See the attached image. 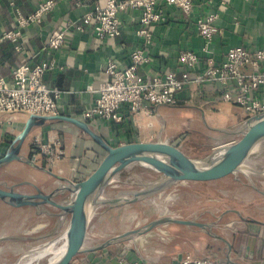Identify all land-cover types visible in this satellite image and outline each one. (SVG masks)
<instances>
[{"label": "crops", "instance_id": "obj_1", "mask_svg": "<svg viewBox=\"0 0 264 264\" xmlns=\"http://www.w3.org/2000/svg\"><path fill=\"white\" fill-rule=\"evenodd\" d=\"M42 1L45 0H0V85L10 86L13 70L25 61H54L56 66L47 71L45 81L49 86L58 87L62 91L58 101L61 112L74 117L82 118L83 110L95 103L100 87L110 78L106 71L108 63L114 61L119 68H126L131 62V53L136 48L144 49L150 58L148 63L139 68V73L145 78L171 71L180 72L179 55L184 50L194 51L202 57L196 71H204L205 41L196 24L195 18L198 16L204 17L209 13L217 15L215 22L220 33L210 44L208 55L214 56L218 62L225 58L227 50L233 46L243 45L251 50L264 47V0H194L196 6L190 15L174 5L163 4L162 19L152 25L149 44L146 43V37L138 33L141 28L140 9H121V33L116 37L99 38L92 25H86L82 30L76 27L89 11L98 5H105L108 0H57L54 9L41 22L22 27L16 40L4 37L6 33L19 29V17L31 15ZM63 29H67L65 43L59 48L49 47L48 41L52 34ZM220 89L221 85L217 83L193 82L177 94L176 105L147 104L146 111L140 115L126 112L124 122L117 127L100 119L90 124L112 145L158 140L162 123L168 128L172 123L173 110L180 106L197 109L204 115L208 105L217 110L222 109L221 105H228L229 109L237 113L230 121L240 124L248 114L241 106L223 101ZM259 97L264 100V87L259 91ZM160 107H165V112H160ZM29 116L0 112V157L9 151ZM37 135L45 139H61L64 155L53 167L54 173L72 181L88 177L103 156L102 148L86 133L61 120H50L34 127L21 146L22 156L34 159L32 143ZM169 138L165 137V140L171 141ZM35 162L44 167L39 157ZM13 163L20 164L27 170L29 179L26 183L40 187L45 193L51 192L61 183L59 180L55 187L46 190L40 186V180L50 178L48 171L19 160L7 164L12 166ZM150 171L157 174V178L160 177V174ZM0 205L15 214L28 210L38 214L37 210L33 212L35 207L31 206L14 207L2 200ZM231 210L234 209L227 210L224 215ZM16 219L13 217L11 223L17 222ZM249 222L256 229H253L254 232L243 230L240 239L232 241V258L235 263L226 259L230 264H264V246L256 239L264 230V220L253 218ZM92 227L97 228L96 224L92 226L90 223L88 233ZM118 253L119 251H98L94 264H119L116 258Z\"/></svg>", "mask_w": 264, "mask_h": 264}, {"label": "rangeland", "instance_id": "obj_2", "mask_svg": "<svg viewBox=\"0 0 264 264\" xmlns=\"http://www.w3.org/2000/svg\"><path fill=\"white\" fill-rule=\"evenodd\" d=\"M208 106L204 115L197 109L185 106L174 109L170 126L166 128L165 123H162L160 138H169L168 135L173 133L169 142L182 148L183 152L192 158L206 157L217 145L238 140L241 135L231 131L240 124L230 121L232 116L237 114L236 111L229 109L228 105H221V110H217L212 105ZM159 111L165 112V107H160ZM43 164L46 169L50 168L49 170L54 173L53 167ZM246 166L264 172V150L251 155ZM157 177V174L147 168L130 167L122 171L116 181L107 186L103 196L111 198L119 195L120 192L141 189L144 184L154 181ZM27 179H29L28 172L20 164L13 163L12 166L6 164L0 167V183L4 186L14 185L22 192L35 193V187L26 183ZM58 181L59 179L51 174L46 181L40 180V186L51 190ZM261 190L264 191V175L250 173L247 176L237 172L213 181L179 182L134 203L114 208L101 206L91 221V225L96 224L97 228L92 227L88 233L87 244L102 243L108 238L146 225L163 215L196 219L200 222H216L213 230L232 244V241L240 239L243 230L256 229V226L249 222L250 219L264 220V194ZM67 195L66 193L58 198H66ZM45 208L57 211L51 205H45ZM230 209L239 210L241 216L249 220L242 219L234 210L224 215ZM35 211L36 209L33 210ZM221 215L223 216L219 219ZM13 217L17 218V222L11 223ZM56 221V216L45 212L36 214L28 210L15 214L14 211H9L0 205V264H16L30 250L61 238L67 221L53 235L38 239L29 238L48 234ZM258 236L263 237L264 230ZM4 237L12 238L2 239ZM63 241L64 239H59L57 246ZM129 248L135 254L141 255L146 264H172L180 255L186 253L227 259L226 244L222 240L212 237L197 226L175 223L158 226L146 234L119 241L99 251L115 252ZM96 252L81 253L72 260L71 264H91L93 253ZM49 258L45 257L31 264H48Z\"/></svg>", "mask_w": 264, "mask_h": 264}, {"label": "built area", "instance_id": "obj_3", "mask_svg": "<svg viewBox=\"0 0 264 264\" xmlns=\"http://www.w3.org/2000/svg\"><path fill=\"white\" fill-rule=\"evenodd\" d=\"M56 3L57 0L42 1L31 15L19 17V29L6 33L4 37L16 40L22 27L41 22L54 9ZM163 4L174 5L189 15L196 6L194 0H108L105 5H98L89 11L76 29L82 30L84 26L92 25L99 38L116 37L121 33L119 11L137 8L141 10V28L138 33L144 35L146 43L149 44L152 25L162 19ZM216 18L215 13L195 18L205 41L204 71H196L202 57L194 51L184 50L179 55L180 72L171 71L145 78L139 73V68L148 63L150 58L144 49L136 48L131 53V62L126 68H119L114 61L108 63L106 71L110 78L100 87L95 103L83 110L82 119L89 123L100 119L119 124L124 122L126 112L140 115L146 111L147 104L176 105L177 94L193 82H213L221 85V99L241 106L248 117L263 112L264 100L259 97V91L264 87V47L251 50L243 45L233 46L227 50L225 58L218 62L214 56L208 55L210 44L220 33ZM66 35L67 29L52 34L48 41L49 47H61L65 43ZM55 66L54 61L41 60L33 63L25 61L16 67L12 72L11 85H0V112L40 116L63 114L58 104L62 91L58 87L49 86L45 81L47 71ZM32 150L35 159L39 157L47 167H55L64 155L61 139H45L40 135L33 138ZM116 258L119 264H146L143 257L130 248L119 251ZM174 264L228 262L186 253L180 255Z\"/></svg>", "mask_w": 264, "mask_h": 264}, {"label": "water", "instance_id": "obj_4", "mask_svg": "<svg viewBox=\"0 0 264 264\" xmlns=\"http://www.w3.org/2000/svg\"><path fill=\"white\" fill-rule=\"evenodd\" d=\"M50 120H61L73 124L105 150L106 153L96 169L85 179L77 182L72 181L38 165L35 162V157L34 159H29L20 154L21 146L32 129L36 126L44 125ZM231 132L240 134L241 137L238 140H231L230 142L217 145L206 157L192 158L185 154L179 146L173 145L162 138L156 141L128 142L115 146L109 143L88 121L82 118L66 114L30 115L24 129L17 135L9 151L0 157V167L13 160L23 161L48 171L58 178L61 183L49 193H45L36 185L35 193H23L14 185L4 186L0 183V200L14 207H35L38 213L45 212L58 218L53 229L48 234L29 238L38 239L53 235L67 221L61 238L48 242L65 238L67 242L66 250L60 258L54 261L49 260L48 264H71L72 260L81 253L99 251L119 241L146 234L158 226L173 223L197 226L212 237L222 240L226 244L227 261L235 263L232 258L231 243L224 236L213 230L216 222H200L196 219H182L170 215L160 216L146 225L127 230L106 239L102 243L87 244L90 223L97 209L101 206L114 208L134 203L183 181H213L237 172H242L247 176L250 173L264 175V172H259L246 166V162L251 155L264 150V111L247 117L240 123L239 127ZM136 165L150 169L160 174V177L144 184L141 189L124 191L114 197L105 198L103 194L107 186L116 181L117 176L122 171ZM253 186L257 188L256 185L253 184ZM261 192L264 194L263 190ZM66 193L68 194L66 198H58ZM45 205H51L57 211L48 210ZM235 211L241 216L239 210ZM222 216H219V219ZM6 238L12 237H4L2 239Z\"/></svg>", "mask_w": 264, "mask_h": 264}, {"label": "bare ground", "instance_id": "obj_5", "mask_svg": "<svg viewBox=\"0 0 264 264\" xmlns=\"http://www.w3.org/2000/svg\"><path fill=\"white\" fill-rule=\"evenodd\" d=\"M57 244L58 241H53V243H48L33 249L31 252H28L18 264H31L32 262L41 260L45 257H50L49 259L52 261L60 258L67 247L66 239L64 238V241L60 246H57Z\"/></svg>", "mask_w": 264, "mask_h": 264}, {"label": "trees", "instance_id": "obj_6", "mask_svg": "<svg viewBox=\"0 0 264 264\" xmlns=\"http://www.w3.org/2000/svg\"><path fill=\"white\" fill-rule=\"evenodd\" d=\"M119 124H120V123H119ZM111 125H112L113 127H115V126L117 127L118 124L111 123ZM120 125H121V124H120ZM116 145H119V144H115V146H116ZM102 151H103V156H102V158H103L106 152H105L104 149H102ZM102 158H101V160H102ZM99 163H100V162H99ZM97 166H98V165H97ZM263 227H264V225H263ZM256 239H257V241H258L259 243H261V246H262V245L264 246V239L262 238V236H257ZM95 254H97V253H93V257H94V258L92 259V263H91V264H94V263H96V261H97V260L95 259V256H94ZM225 261H226V260H225ZM228 264H230V263L228 262Z\"/></svg>", "mask_w": 264, "mask_h": 264}]
</instances>
